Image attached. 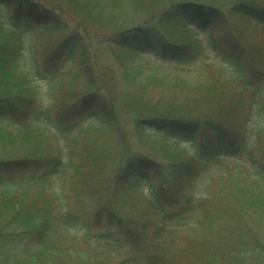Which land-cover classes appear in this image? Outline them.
<instances>
[{"label": "trees", "instance_id": "1", "mask_svg": "<svg viewBox=\"0 0 264 264\" xmlns=\"http://www.w3.org/2000/svg\"><path fill=\"white\" fill-rule=\"evenodd\" d=\"M259 1L0 0V264H264L263 219L248 218L264 217V172L244 170L264 150V66L236 85L207 73L208 57L259 49ZM198 62L192 98L149 95L177 85L162 69ZM144 144L169 162L147 172ZM104 188L98 211L122 230L91 237L80 215ZM123 241L148 254L114 262Z\"/></svg>", "mask_w": 264, "mask_h": 264}, {"label": "rangeland", "instance_id": "2", "mask_svg": "<svg viewBox=\"0 0 264 264\" xmlns=\"http://www.w3.org/2000/svg\"><path fill=\"white\" fill-rule=\"evenodd\" d=\"M210 1V0H208ZM215 3L219 2V6L223 9V10H228L231 5H233L235 0H213ZM225 3H229V4H225ZM258 5L260 7L264 6V0H260L259 2H257ZM255 4V3H254ZM98 22V21H97ZM96 23V22H95ZM195 24V23H194ZM241 24V22H240ZM261 28H258L257 32L254 31H250L248 32V41L247 43L250 44L249 42L254 38V41L257 43V45L259 47V49H257V51L248 53L247 51H245V53H243L240 49L236 51L237 55L240 57V61L238 60L236 63V60L234 58L231 59V61L226 62L227 64H224L222 61H218L217 63V59L213 56L208 57L207 61L208 62H212L208 64L207 67V73L213 77H216L219 75V77H228L231 78L232 81L234 82V85L237 84L236 78L240 75L243 74L245 72H249L250 69L252 68L253 65H256V63L258 62H262V66H264V30H262L260 32ZM260 32V33H259ZM259 33V34H258ZM257 35V37H256ZM38 46V45H37ZM41 46L43 47V44L41 43ZM237 55L234 54L235 57H237ZM104 58L107 62L112 61L115 62L114 58H112V56L108 53L105 52L104 54ZM219 60V59H218ZM111 62V63H112ZM228 65V66H227ZM200 64L198 63H184L182 68H175L173 66H168V69H162V73L161 75L164 76L165 75H169L171 77L172 80H177V85L174 86V88H161L158 90H154L152 89L150 91L151 96H154V99L156 98H163L164 96H172L174 97L176 100L181 101V100H186L188 97L192 98L193 97V91L191 90V83L192 82H196L198 81V77L200 76V71L198 70ZM264 71V69H262ZM218 72L220 74H218ZM261 76V75H260ZM181 80H179V79ZM228 78H226V80H229ZM56 82V81H55ZM55 82H51L50 85H48L45 81L39 82L38 80H36L34 82V84H39V89H42L43 91H47L48 93L50 92L51 88H54V84ZM68 82V80H64L62 79L59 82L60 85V91L56 92L59 97L61 98V101L66 100L70 90L72 89V87H68L66 85V83ZM232 89H234L233 85ZM235 91V89H234ZM90 134H94L95 131L91 128L89 130ZM243 132H245L244 128L242 127L241 129H239V134H240V138H243ZM64 136V134H63ZM264 136V135H263ZM177 138L179 139L180 142V147H185V145L187 144H192L195 140L193 137V129L190 128V130L187 132L185 131L184 133H181L179 136L177 135ZM198 140V139H197ZM199 141V140H198ZM259 144H262V147L264 146V137L260 138ZM150 149V144H144L142 145V147H137L135 150V153L140 152L141 154L144 153L146 151V155H145V160L147 161V165L144 166V169L147 172L153 173V171L157 168L158 165L160 164H166L169 162L170 158L166 157L160 153H156V152H152L149 150ZM180 149V148H179ZM181 150V149H180ZM87 152L89 153V150H87ZM26 151L24 149H16V151L9 155V156H4L3 154H1L3 157H7L10 158L12 156H20L22 157V154H25ZM90 154V153H89ZM88 155V154H87ZM252 161L251 162H246V167L244 168V170L248 171L252 173V172H256L257 170H260L259 172H264V150L262 148V150L260 149V151L256 154H249ZM154 186L155 189H159L160 185L158 184L157 180L154 181ZM180 185H177V187ZM215 185V184H214ZM96 190V189H94ZM151 190L150 186L145 185L144 187V192L148 193ZM64 202L65 204H67L68 206H72L74 208V212L76 213L78 209L81 208V206L77 205V203L75 202V200L79 197L78 195H76L75 192H73L71 190V185L69 183H67L64 187ZM112 193V190H102L100 196L96 199H94L93 201H91L90 203H88V205L82 209V214L80 215L81 218L83 217H87V222L89 224V227L91 229V237H95L96 235H100L102 233H106V232H114L116 235L122 230L121 228L119 230H117L116 228L112 227V224H114L115 222L113 221V219L111 218V215H107L106 212L104 211V209H101L100 211H98L99 206H101V208L104 206L103 204H105L107 202V200L110 198ZM95 195H90L89 197H93ZM180 204V200H178L177 198L169 201L167 209H171L172 207H176ZM80 213V212H78ZM249 220L253 223L257 222V219H263L264 222V217L259 216V213H253L249 215ZM262 221H260L259 224V228L264 229V223ZM258 223V222H257ZM79 234H83V231H80ZM115 239V237L113 238ZM119 248L118 249H114L115 254L112 258V260L114 262L120 261L122 259H125L129 256L132 255H136V254H142V255H146L148 254L145 250L141 251L140 247H137L136 249H134V247H136V245L134 246L131 243H126V242H119L118 243ZM120 245H122L120 247Z\"/></svg>", "mask_w": 264, "mask_h": 264}]
</instances>
